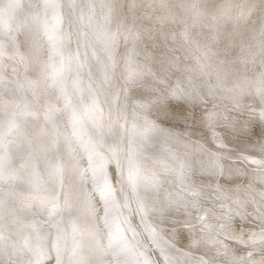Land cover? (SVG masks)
Here are the masks:
<instances>
[{"label": "snow or ice", "instance_id": "6c2138e0", "mask_svg": "<svg viewBox=\"0 0 264 264\" xmlns=\"http://www.w3.org/2000/svg\"><path fill=\"white\" fill-rule=\"evenodd\" d=\"M0 264H264V0H0Z\"/></svg>", "mask_w": 264, "mask_h": 264}, {"label": "bare ground", "instance_id": "6f19581e", "mask_svg": "<svg viewBox=\"0 0 264 264\" xmlns=\"http://www.w3.org/2000/svg\"><path fill=\"white\" fill-rule=\"evenodd\" d=\"M219 130L220 131H217V132H219L221 134V136H222L225 144L228 145L229 148H232L235 144H237V142L239 141V139H241V140L244 141L243 144H245V143H253L255 140L260 139L259 132H255L253 134V140H245L243 136H239V135H238L239 136V139H238V137L236 138V135H233V134H231L230 131H227L226 130V126H224V125H219ZM201 142L202 143H206V144L207 143L208 144L211 143V146L210 147H212L215 150V143L212 141L211 133H210L209 136H206L205 138L201 139ZM253 167H255V166H253ZM196 254L197 255H200V253H196Z\"/></svg>", "mask_w": 264, "mask_h": 264}, {"label": "rangeland", "instance_id": "374dc122", "mask_svg": "<svg viewBox=\"0 0 264 264\" xmlns=\"http://www.w3.org/2000/svg\"><path fill=\"white\" fill-rule=\"evenodd\" d=\"M200 115H201V113H199V111H197V117H198V118L200 117ZM196 127H197V129L199 130V132H198V134H197L196 136L193 137V139H200V140H201V139L205 138L206 136H209V135H210V132L208 131V128H207L206 125H202V124H199V123H198V124L196 125ZM216 130H217V131H220V130H219V125L217 126ZM201 133H203V134H205V135L202 137ZM237 137H238V139H239V136H238V135H236V138H237ZM243 143H244V141L241 140V139H239V141L237 142V144H235L233 147H236V146H238V145H240V144H243ZM207 145H208V146H211V143H210V144L207 143ZM233 147H232V148H233ZM251 154L255 155V153H251ZM186 250L194 251V250H192V249H186ZM200 254H202V253H200Z\"/></svg>", "mask_w": 264, "mask_h": 264}]
</instances>
